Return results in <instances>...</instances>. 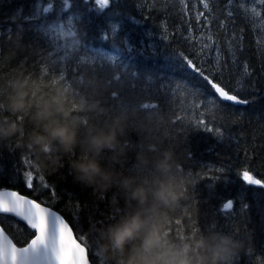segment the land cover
Returning <instances> with one entry per match:
<instances>
[{
    "label": "trees",
    "instance_id": "obj_1",
    "mask_svg": "<svg viewBox=\"0 0 264 264\" xmlns=\"http://www.w3.org/2000/svg\"><path fill=\"white\" fill-rule=\"evenodd\" d=\"M185 3L187 7L180 0H109L107 9H99L95 0H0V53L8 51L18 32L26 47L18 60L0 68V80L15 72L30 75L66 90L74 108L85 94L109 112L137 111L138 104H148L145 111L165 117L160 128L164 143L179 145L191 181L188 218L176 224L200 231L250 233L251 244L234 264H263L264 188L248 185L243 172L264 183V5L209 0V9L204 10L199 0ZM253 5L260 15H253ZM200 11L204 16L197 22ZM73 27L75 32L70 31ZM77 40L82 43L75 47ZM203 43L212 44V51L205 49L201 58ZM216 43L223 53L219 71L212 67ZM96 57L105 63H125L135 78L109 80ZM185 57L206 67L205 74L230 94L250 101L248 106L218 97V103H205L201 97L216 94L187 68ZM245 65L250 75L244 74ZM85 80L97 86L84 88ZM113 90L118 99L110 95ZM129 139L138 143L135 133ZM78 155L41 170L19 142L0 147V189L13 188L61 213L88 247L92 263L98 264L92 226L105 214L114 217L124 201L109 194L97 202L90 189L74 183L71 164ZM132 164L129 160L128 166ZM229 201L234 206L226 211ZM113 203L117 206L109 212ZM3 225L18 245L32 237L22 224L24 235L11 229L10 220Z\"/></svg>",
    "mask_w": 264,
    "mask_h": 264
},
{
    "label": "clouds",
    "instance_id": "obj_2",
    "mask_svg": "<svg viewBox=\"0 0 264 264\" xmlns=\"http://www.w3.org/2000/svg\"><path fill=\"white\" fill-rule=\"evenodd\" d=\"M22 39L18 32L8 51L0 53V68L26 51ZM81 43L77 40L75 47ZM137 109L109 112L90 94L74 108L63 88L15 72L0 80V147L19 142L41 170L78 152L71 164L73 182L90 189L97 202L109 194L124 201L114 217L105 214L92 226L98 264H234L251 244V234L176 224L188 218L190 177L179 145L164 143L165 117L145 111L142 103ZM116 206L111 204L109 212Z\"/></svg>",
    "mask_w": 264,
    "mask_h": 264
},
{
    "label": "snow or ice",
    "instance_id": "obj_3",
    "mask_svg": "<svg viewBox=\"0 0 264 264\" xmlns=\"http://www.w3.org/2000/svg\"><path fill=\"white\" fill-rule=\"evenodd\" d=\"M182 4L187 7L185 0H180ZM203 5L204 10H208L210 7L209 0H199ZM254 3L264 5V0H253ZM95 3L99 5V9H107L109 7V0H95ZM231 3V0H229ZM253 15H260L257 8L254 6L251 8ZM231 16V11L228 12ZM204 16V11H200L195 19L197 22ZM207 21V17H205ZM138 23V21H137ZM71 32H75V27L70 29ZM208 40L211 41V35L208 36ZM205 49L212 51V44L203 43L200 52L205 55ZM87 52V50H85ZM131 51V49H129ZM142 51V50H141ZM215 56L213 57L214 63L212 67L214 70L219 71L221 67V60L223 53L221 52L218 43L215 45ZM234 55V53H233ZM99 61L102 68L106 70L109 80L123 81L134 79V73L130 67H127L123 62H103L99 57L94 58ZM187 63V68L191 69L192 73H198L203 80L211 86L216 96L213 97H201L205 103H218L219 100L231 101L234 104H247L250 101L238 99L236 95L230 94L219 83L213 81L210 75L205 74L207 68L203 65L197 67V64L192 60L184 58ZM183 66V65H181ZM115 67V72L112 71ZM226 67V65H225ZM124 69V71H121ZM119 74V75H117ZM244 74L250 75L247 65L244 67ZM143 76L141 75L140 81ZM139 82V81H138ZM199 89L195 90L194 94H199ZM110 95L116 97V90H113ZM199 107V104H197ZM148 104H144L143 108H148ZM155 107V105H153ZM204 123L203 120L200 121ZM212 131L211 128L208 129ZM243 179L248 185H258L264 188V183L260 179H254L248 171L243 172ZM28 186L31 187V175L29 174ZM226 209H232L233 203L229 201L225 206ZM0 213L12 214L26 222L27 226L34 230L31 233V240L26 246L17 247L4 235V230L0 228V264H89L86 259V246H82L83 240L78 242L77 235L73 234L72 229L65 222L61 216L57 215L54 211H51L47 207L41 206L40 203H36L31 199L25 198L17 194L15 191L0 192Z\"/></svg>",
    "mask_w": 264,
    "mask_h": 264
},
{
    "label": "water",
    "instance_id": "obj_4",
    "mask_svg": "<svg viewBox=\"0 0 264 264\" xmlns=\"http://www.w3.org/2000/svg\"><path fill=\"white\" fill-rule=\"evenodd\" d=\"M229 102H231V101H229ZM231 103H233V102H231ZM238 105H246V104H238ZM11 190H6V191H1V192H10ZM17 193V192H16ZM18 194V193H17ZM20 195V194H19ZM22 196V195H21ZM25 198H27V197H25ZM28 199H30V198H28ZM32 200V199H31ZM34 201V200H33ZM34 202H36V201H34ZM37 203V202H36ZM42 206V205H41ZM43 207H45V206H43ZM48 208V207H47ZM51 211H54V210H52L51 208H49ZM57 215H59V216H61V218L62 219H64L65 220V222L69 225V227L72 229V227L70 226V224L67 222V220L60 214V213H58V212H56V211H54ZM3 214V213H2ZM6 215H11V216H13V217H15L14 215H12V214H6ZM16 218H18V217H16ZM20 221H22V222H24V223H26L25 221H23L22 219H20V218H18ZM0 228H2L1 226H0ZM3 229V228H2ZM4 230V229H3ZM72 231H73V234L75 235V232H74V230L72 229ZM4 235L5 236H7L8 237V239L9 240H11L12 241V243L13 244H15L14 242H13V240L9 237V235L4 231ZM79 242V241H78ZM17 246V245H16ZM83 246V245H82ZM18 247V246H17ZM86 259L88 260V262H89V264H92L91 263V261H90V259H89V255H88V250L86 249Z\"/></svg>",
    "mask_w": 264,
    "mask_h": 264
},
{
    "label": "rangeland",
    "instance_id": "obj_5",
    "mask_svg": "<svg viewBox=\"0 0 264 264\" xmlns=\"http://www.w3.org/2000/svg\"><path fill=\"white\" fill-rule=\"evenodd\" d=\"M251 5H252V4H251ZM251 5H250V6H251ZM254 5H255V4H254ZM254 5H253V7H254ZM256 8H257V7H256ZM230 141H231V140H230ZM263 264H264V263H263Z\"/></svg>",
    "mask_w": 264,
    "mask_h": 264
},
{
    "label": "bare ground",
    "instance_id": "obj_6",
    "mask_svg": "<svg viewBox=\"0 0 264 264\" xmlns=\"http://www.w3.org/2000/svg\"><path fill=\"white\" fill-rule=\"evenodd\" d=\"M238 99H241V98L238 97ZM241 100H242V99H241ZM247 105H248V103H247Z\"/></svg>",
    "mask_w": 264,
    "mask_h": 264
}]
</instances>
